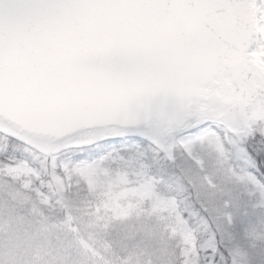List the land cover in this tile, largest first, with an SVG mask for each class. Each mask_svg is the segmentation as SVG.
I'll return each instance as SVG.
<instances>
[{"label":"snow or ice","instance_id":"6c2138e0","mask_svg":"<svg viewBox=\"0 0 264 264\" xmlns=\"http://www.w3.org/2000/svg\"><path fill=\"white\" fill-rule=\"evenodd\" d=\"M0 264H264V0H0Z\"/></svg>","mask_w":264,"mask_h":264}]
</instances>
